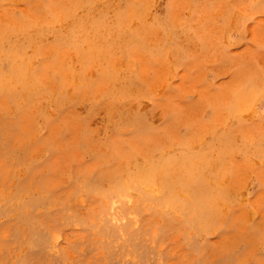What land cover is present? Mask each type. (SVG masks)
<instances>
[{"label":"rangeland","instance_id":"obj_1","mask_svg":"<svg viewBox=\"0 0 264 264\" xmlns=\"http://www.w3.org/2000/svg\"><path fill=\"white\" fill-rule=\"evenodd\" d=\"M0 264H264V0H0Z\"/></svg>","mask_w":264,"mask_h":264}]
</instances>
